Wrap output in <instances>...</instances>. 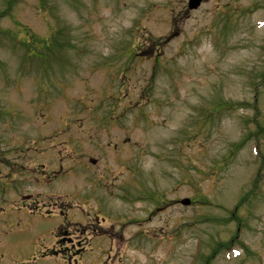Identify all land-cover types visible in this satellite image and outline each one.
<instances>
[{
    "label": "rangeland",
    "instance_id": "374dc122",
    "mask_svg": "<svg viewBox=\"0 0 264 264\" xmlns=\"http://www.w3.org/2000/svg\"><path fill=\"white\" fill-rule=\"evenodd\" d=\"M187 2L0 0V264H264V0Z\"/></svg>",
    "mask_w": 264,
    "mask_h": 264
},
{
    "label": "water",
    "instance_id": "95a60500",
    "mask_svg": "<svg viewBox=\"0 0 264 264\" xmlns=\"http://www.w3.org/2000/svg\"><path fill=\"white\" fill-rule=\"evenodd\" d=\"M193 4H195V3H192V5H193ZM192 5H191V6H192Z\"/></svg>",
    "mask_w": 264,
    "mask_h": 264
}]
</instances>
